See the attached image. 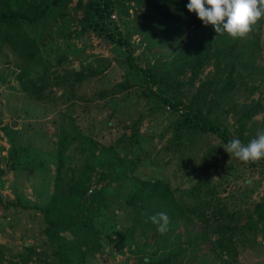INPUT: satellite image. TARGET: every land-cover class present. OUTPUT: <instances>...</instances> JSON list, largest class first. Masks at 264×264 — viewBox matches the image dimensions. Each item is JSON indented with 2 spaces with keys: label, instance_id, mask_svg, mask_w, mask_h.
Returning <instances> with one entry per match:
<instances>
[{
  "label": "rangeland",
  "instance_id": "374dc122",
  "mask_svg": "<svg viewBox=\"0 0 264 264\" xmlns=\"http://www.w3.org/2000/svg\"><path fill=\"white\" fill-rule=\"evenodd\" d=\"M37 1L11 0V7L26 10ZM95 1L97 5L90 8ZM57 2L45 18L27 28L37 39L42 66L19 81L21 60L8 46H0L4 264H57L56 247L64 264H156L167 257L169 264H264L260 235L238 243L232 261L212 250L216 225L206 227L195 212L208 205L221 209L223 219L230 216L233 222L255 217V207L264 200V159L244 163L231 158L216 137L198 138L182 125L187 117L184 107L174 112L159 98L177 97L186 105L197 95L200 83L209 81L211 85L200 94V99H216L209 118L235 139H241L237 134L241 130L242 143L255 138L264 131V19L254 46L245 43L237 57L234 52L225 59H216L213 51L195 79L191 73L175 76L187 59L177 54L184 43L155 40L135 0ZM105 3L108 19L95 14V8L102 9ZM188 35L190 31L184 32L183 42ZM250 52L254 63L247 61ZM135 66L143 70L155 66V83L148 86ZM231 66L238 86L217 97ZM79 70L91 76L78 84L73 72ZM175 77L180 88L173 87ZM202 110L206 112V107ZM61 129L77 135L69 138L61 156V181L77 177L87 161H92L89 165L102 161L108 165L103 169L106 176L97 182L99 173L93 174L90 189L104 187L111 199L86 227L73 225L46 234L42 213L32 207H43L54 193ZM118 172L126 178L121 180ZM198 178L202 182L197 201L191 189ZM140 180L168 182L176 200L195 211L170 222L164 235L141 223L133 226L135 213L125 198Z\"/></svg>",
  "mask_w": 264,
  "mask_h": 264
},
{
  "label": "trees",
  "instance_id": "16d2710c",
  "mask_svg": "<svg viewBox=\"0 0 264 264\" xmlns=\"http://www.w3.org/2000/svg\"><path fill=\"white\" fill-rule=\"evenodd\" d=\"M188 2L189 0H135L136 5L143 8V22L147 25L148 29L152 30V36L155 40H160L162 44L170 43V39H177L178 43H184L183 50L177 54L178 56H187V59L181 61L178 69L174 72L175 76H184L187 73H191L193 78L196 79L202 72V68L210 61L213 51L215 52L216 59H225L234 52H237L235 55L237 57L238 52L244 47L245 43H249L251 46L256 44L262 19L254 25L247 37L232 39L227 34L218 35L211 25L205 26L195 13H190L187 10L186 5ZM57 3V0H52L51 2L38 0L30 8L21 10L12 8L11 0H0V46H8L21 60L22 67L17 76L19 81L30 75L36 67L43 65L37 39L28 32L27 28L30 29L45 18L50 7L56 6ZM97 3L98 1L90 3V8L97 5ZM103 6L102 9L95 8V14H98L99 18L108 19L110 14L105 9L107 3ZM103 11L105 14H103ZM186 31H190V35L183 42L184 32ZM160 33L161 35H158ZM121 44L125 43L121 42ZM162 44L160 45L162 46ZM130 53L131 51L129 50V55ZM247 61L254 63L255 57L252 52H250ZM135 68L143 72L148 86L155 83L154 79L157 75L155 66L147 70H143L138 66H135ZM234 74L235 66H231L222 83H220L217 97L226 95L236 88L237 83L234 81ZM90 76L91 74L84 70L75 71L73 72V82L79 84L90 78ZM188 83H193V79L191 78ZM241 84L246 83L241 81ZM208 85H211L209 81L201 82L197 95L194 94L193 98L186 105L177 97L160 96L159 98L174 112H177L178 108L184 107L187 117L183 119L182 125L189 127L195 136L201 138L205 135H212L221 143L226 144L235 138L229 135L226 127L209 118L212 108L216 104V99H200V94L205 91ZM173 87H181L177 77H175ZM144 94L146 93L143 92ZM203 107H206V112H203ZM236 127L238 129V126ZM237 132L238 137L242 139L241 130ZM76 137L77 135L73 136L63 129L60 130L57 142L58 164L54 178V193L49 202L43 207H32L42 213L46 226V234H49L52 230L73 225H80L81 228L86 227V224L93 222L94 216L100 213L101 208L107 206L111 199L104 187H100L95 192H92L90 189L93 184V174L99 173L100 179L97 182H100L101 177L104 178L106 176V173L103 171L105 164L102 161L98 165H89L92 161H87L77 177L73 175L69 181H61L60 175L63 163L61 156L68 148L69 138L76 139ZM91 146L93 151L96 152L94 145L90 144L89 148ZM94 152L91 151V153ZM105 167L108 168V165L106 164ZM118 173V177L121 180L126 178L125 173ZM198 180L191 189V195L197 201L202 182L201 178H198ZM125 203L135 213L133 226L136 227L138 223H141L152 231L156 230V226L150 221L145 222L147 216L165 212L169 216L170 222H174L185 217L188 211H191L189 207L185 208L183 204L176 200L170 184L163 180L136 181L134 187L129 189ZM22 208L30 209L25 206ZM194 211L195 209L191 212ZM195 212H198L206 227L216 225L214 228V239L211 242L212 250L217 251L220 255H225L232 261H235L238 255V243H242V241L247 242L248 239L252 240L256 235H260L264 241V200L255 207V217L249 216L242 222H233L230 216H224L225 219H223L221 209H218V207L213 209V207L206 205V208L198 207V211ZM144 213L147 215H143ZM227 218L229 221L223 223ZM261 223L263 226L258 227ZM57 249L56 247L53 252L56 258H58L57 264H64L63 259L58 254L59 249ZM169 258L167 257L156 264H169ZM82 260L83 257L80 258V261ZM4 262L5 255L0 246V264H4Z\"/></svg>",
  "mask_w": 264,
  "mask_h": 264
},
{
  "label": "clouds",
  "instance_id": "9594fccd",
  "mask_svg": "<svg viewBox=\"0 0 264 264\" xmlns=\"http://www.w3.org/2000/svg\"><path fill=\"white\" fill-rule=\"evenodd\" d=\"M186 7L205 26L211 25L218 35L227 34L232 39L247 37L254 25L264 19V0H189ZM224 150L231 158L244 163L264 159V131L246 144L232 139L225 144ZM149 221L161 235L168 232L170 218L167 213L147 216L145 222Z\"/></svg>",
  "mask_w": 264,
  "mask_h": 264
},
{
  "label": "built area",
  "instance_id": "2783aa9c",
  "mask_svg": "<svg viewBox=\"0 0 264 264\" xmlns=\"http://www.w3.org/2000/svg\"><path fill=\"white\" fill-rule=\"evenodd\" d=\"M115 16H111V18L113 19Z\"/></svg>",
  "mask_w": 264,
  "mask_h": 264
},
{
  "label": "water",
  "instance_id": "95a60500",
  "mask_svg": "<svg viewBox=\"0 0 264 264\" xmlns=\"http://www.w3.org/2000/svg\"><path fill=\"white\" fill-rule=\"evenodd\" d=\"M13 126L15 125V123L12 124Z\"/></svg>",
  "mask_w": 264,
  "mask_h": 264
}]
</instances>
